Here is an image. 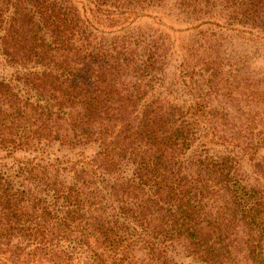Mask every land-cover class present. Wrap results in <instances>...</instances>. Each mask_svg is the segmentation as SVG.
<instances>
[{"label":"trees","instance_id":"1","mask_svg":"<svg viewBox=\"0 0 264 264\" xmlns=\"http://www.w3.org/2000/svg\"><path fill=\"white\" fill-rule=\"evenodd\" d=\"M168 17L264 49V0H0V264H126L133 250L176 264V249L213 264L229 229L264 264L253 157L221 141L203 97L165 96V31L128 28Z\"/></svg>","mask_w":264,"mask_h":264},{"label":"rangeland","instance_id":"2","mask_svg":"<svg viewBox=\"0 0 264 264\" xmlns=\"http://www.w3.org/2000/svg\"><path fill=\"white\" fill-rule=\"evenodd\" d=\"M117 21L104 19L102 24H122L124 21L116 17ZM170 29L163 27L149 19H139L130 24L140 33L149 30L162 31L167 36L165 47L169 56L166 59L165 76L162 89L169 99L187 106L193 96L203 97L210 105L215 133L221 136V141L228 145L237 156V149L241 148L253 157L242 162V171L250 184H258L264 189V173L262 168L253 166L254 163L264 164V49L248 47L242 54V44L237 36H227L229 32H222L214 26H203L195 29L184 28V23L168 17L162 21ZM128 24V25H129ZM125 25V26H128ZM149 33V32H148ZM220 35L222 38L220 39ZM216 36V40L213 38ZM224 36V38H223ZM220 43V44H219ZM219 44V45H217ZM210 46L212 51L210 52ZM235 46L234 48H232ZM215 57L219 63L217 75L212 76L210 83H202L204 70L200 69L208 55ZM188 59V67H180L183 59ZM210 67V66H209ZM206 65L204 68H209ZM221 83H217V78ZM200 86V87H199ZM148 96V94H147ZM145 95L144 98L147 99ZM255 147L251 154L249 145ZM55 147H59L55 143ZM66 150V149H64ZM62 152H68L63 151ZM251 157V158H252ZM237 231V230H235ZM229 229L225 244L229 250L226 257H220L213 264H249L241 241V234ZM174 259L176 264H193L191 256L185 251L176 249ZM144 254L141 250H133V257H129L126 264H143ZM221 259V260H220ZM194 264H197L194 263Z\"/></svg>","mask_w":264,"mask_h":264}]
</instances>
